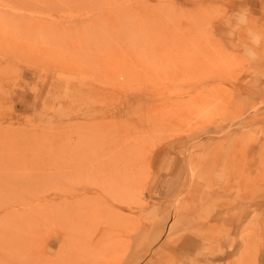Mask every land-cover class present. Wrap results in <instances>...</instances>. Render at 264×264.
Returning <instances> with one entry per match:
<instances>
[{"label":"rangeland","instance_id":"obj_1","mask_svg":"<svg viewBox=\"0 0 264 264\" xmlns=\"http://www.w3.org/2000/svg\"><path fill=\"white\" fill-rule=\"evenodd\" d=\"M0 264H264V0H0Z\"/></svg>","mask_w":264,"mask_h":264}]
</instances>
